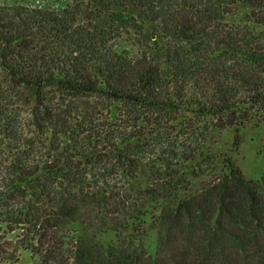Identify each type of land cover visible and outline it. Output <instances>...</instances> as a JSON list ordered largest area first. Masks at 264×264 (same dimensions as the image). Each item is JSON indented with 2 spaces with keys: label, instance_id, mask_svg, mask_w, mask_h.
<instances>
[{
  "label": "trees",
  "instance_id": "16d2710c",
  "mask_svg": "<svg viewBox=\"0 0 264 264\" xmlns=\"http://www.w3.org/2000/svg\"><path fill=\"white\" fill-rule=\"evenodd\" d=\"M249 124L264 0L0 6V264H264Z\"/></svg>",
  "mask_w": 264,
  "mask_h": 264
},
{
  "label": "rangeland",
  "instance_id": "374dc122",
  "mask_svg": "<svg viewBox=\"0 0 264 264\" xmlns=\"http://www.w3.org/2000/svg\"><path fill=\"white\" fill-rule=\"evenodd\" d=\"M66 0H0L3 5H52L59 6L65 4ZM240 137V146L236 149L234 139L236 135ZM216 150L229 152L237 161L244 175L248 179L259 180L264 175V124L260 127L249 124L242 127L239 131L227 129L221 133H214ZM113 234L104 235L105 241L111 240ZM157 232L151 231L145 243L154 252L156 248ZM15 264H32L29 253H23L20 260Z\"/></svg>",
  "mask_w": 264,
  "mask_h": 264
}]
</instances>
